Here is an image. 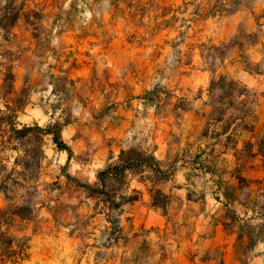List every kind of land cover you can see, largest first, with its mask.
<instances>
[{"label":"rangeland","instance_id":"rangeland-1","mask_svg":"<svg viewBox=\"0 0 264 264\" xmlns=\"http://www.w3.org/2000/svg\"><path fill=\"white\" fill-rule=\"evenodd\" d=\"M21 1L16 0L13 7ZM182 1L27 0L19 12L21 23L13 30L15 37L5 40V29L0 26V51L18 54L12 63L13 57H0V110L4 111L6 100L10 105L24 103V110L17 114L18 128L68 120L61 138L72 152L67 161L66 153L57 151L50 137L43 138L39 189L54 201L40 210L37 223L29 224L38 229L34 234L32 228L26 232L31 235L29 259L22 264H132L130 260L137 261L135 264H264V241L252 247L249 236L264 232L263 161L261 166L258 160L240 163L241 176L247 182L240 183L239 197L246 208L214 203L212 182L207 178L188 184L189 191L207 195L206 221L227 226L204 225L203 218H194L193 208L186 206L182 213L172 211L166 224L152 230L158 215L137 205L120 216L122 238L107 249L103 243L111 225L108 211L95 212L102 203L87 198L63 176L94 184L96 170L120 149L130 147L146 153L157 148V154L171 166L178 150L198 136L201 119L207 122L218 116L209 105L221 107L222 95L217 91L207 95L213 76L210 70L223 75L240 73L242 82L256 90V111L262 117L257 142L264 146V99L259 96L264 93V76L258 77L256 85L240 69H257L247 53L253 60L259 57L247 49L257 38L248 9L236 16L192 24L187 20L193 7L188 5L180 13ZM263 2L255 4L262 7ZM203 44L208 48L204 50ZM221 57L233 62V67L227 62L226 69L218 68ZM9 64L14 93L7 95L9 82L2 79L7 80L5 65ZM260 70L264 71V63ZM153 88L160 95L154 104L146 94ZM197 97L201 101L193 102ZM187 101L200 120L175 109ZM227 101L233 107L223 114L220 128L241 108L235 97L223 99ZM216 125L205 126L203 135L213 136ZM21 144H16L19 152H0V165L9 170L17 155L24 154L30 162L34 143ZM178 154L179 161L186 160L185 154ZM224 177L235 183L230 176ZM136 186L133 182L132 187ZM137 187L142 192V186ZM131 194L128 189L127 195ZM144 201L148 202L146 192ZM127 217L132 219L133 229ZM239 225L246 226V232L239 235L241 240L237 237Z\"/></svg>","mask_w":264,"mask_h":264},{"label":"trees","instance_id":"trees-1","mask_svg":"<svg viewBox=\"0 0 264 264\" xmlns=\"http://www.w3.org/2000/svg\"><path fill=\"white\" fill-rule=\"evenodd\" d=\"M15 1L16 0H2V4L0 5V26L5 29V40H9L10 37H15L13 33L14 27L18 24V20L22 19L19 12L26 7L27 3V0H22L21 4L15 8L13 7ZM194 1L195 0H190L186 2L183 0L178 7V9H182L180 13H184L188 5L193 7V11L190 13L191 17L187 20L192 24L205 22L208 19L222 18L238 11L250 9L255 0H246L244 3L239 0H202L198 3H194ZM170 8L169 6L164 9L163 16L169 12ZM12 12L15 13L12 14ZM174 20L175 19L170 22L173 23ZM25 23H27V21ZM29 24L30 23H28V25ZM167 26L168 25H166L165 28H168ZM202 48L205 50L208 48V45L203 44ZM6 55L13 57V59L11 58L9 60V63L18 59V54L11 53L9 50L0 51V57L6 58ZM225 60V57H221L218 60L217 67H223ZM252 66H256L257 69L251 70L246 67L244 70L250 74H261L264 72L260 70L261 65L257 64ZM210 72L213 76L209 81L207 95L209 97L213 92L217 91L222 95V99L220 98L218 101L219 104L221 103V107L217 108L212 104L209 105L212 113L216 112L218 116L212 118V120H208L206 126L209 127L215 124H221L223 114L233 107L232 101H227L225 103L223 99L231 96L238 99L241 108L236 110L237 113L235 116H231L224 123V126L220 128V132L214 133L212 136V138L218 141L220 136L225 135L232 127L231 132L224 137L223 145L226 149L235 150L236 138L240 135L241 131L249 132L252 131L254 127V125L248 123V118L252 115V112L257 106L256 92L226 75L215 74L216 71L214 70H210ZM5 73L7 75V80L2 79V81L3 83H6V81L9 82V91L7 92V95H9V93H14L13 74L10 64L9 66L5 65ZM146 94L150 103L154 101L158 103L160 101V95L156 88H153ZM186 104L185 106L175 107V109L180 111L191 110L190 102L187 101ZM2 106L4 111L0 110V152L7 149L18 150L19 152V147L16 146L17 143L19 145H22L21 143L24 141L34 143L29 157L30 162L25 161L24 154V156L17 155L9 170L6 165H0V199L3 201V204L0 206V264H22L29 259L31 235H27L26 232L29 228H32L34 234L38 229V225L29 224L37 223L40 210L42 208L48 209V204L50 205V203L54 201L53 199L44 197L39 189L41 185L39 182L41 162L44 158L41 149L43 138L50 137L56 150L65 152L67 161H69L72 157L71 149L61 138V131L69 124V121L64 120L59 122L54 120L43 127L38 126L36 123H32L31 125H22L18 128L19 124L16 122L17 114L24 110L25 104L13 103V105H10L6 100L3 101ZM154 106L156 107V104ZM3 136H6V140H3ZM252 147L253 145L250 143L244 144L239 155L245 158H252L260 155L264 164V146L259 144L256 151H254ZM234 156H236V151L234 152ZM195 163L194 158L190 162V165L193 166ZM17 168H19V171L16 170ZM203 169L201 165L194 168V170H199L200 172ZM207 170L208 169L205 171ZM171 173V171L161 168V164L154 157L153 152L146 153L136 148H128L121 150L115 161L107 163L102 169L96 172L94 184L82 182L69 174H64L63 176L66 179V183L81 189L87 198L102 203L101 207L97 204L93 209L95 212L104 213L105 210L108 211L111 225L109 227L110 231L107 233L108 238L103 243V246L107 249L117 245L120 238H122L120 216L124 212L123 206L137 200V191L133 190L131 195H127L130 178L138 176V181H147L152 185L150 189L151 206L159 210L163 216H166L168 197L156 188V186L167 180ZM238 180L243 183L245 182L242 178ZM215 185L219 190L221 185L219 183H215ZM19 191L22 194H18L17 192ZM222 196L226 201L233 200L232 196L228 195L225 190L222 191ZM188 198H190L189 195ZM225 226L227 225H224V227ZM245 227V225L238 226L237 237L240 240L241 237L239 235L246 232ZM260 227L263 228L262 226ZM144 233L146 234L147 231L144 230ZM247 234L249 235V233ZM249 236L252 238V247H254L257 242L264 241V232L262 235L257 233L254 236L253 234ZM123 245L126 247L128 241H125ZM130 262L132 264L137 263L135 260H130Z\"/></svg>","mask_w":264,"mask_h":264},{"label":"crops","instance_id":"crops-1","mask_svg":"<svg viewBox=\"0 0 264 264\" xmlns=\"http://www.w3.org/2000/svg\"><path fill=\"white\" fill-rule=\"evenodd\" d=\"M256 1L257 0H255L252 3L251 8L248 9V12L254 22L253 31H255V33L257 34V38L254 41V43L248 46L247 49H250V52L252 53L258 54L259 57L256 60H253L251 59V56L249 55V53H247L248 54L247 58H248V61L251 62L252 65H257V64L262 65L264 63V54H263V50H264V2H263L262 7H260L255 4ZM1 4H2V0H0V5ZM243 12L244 10L238 11L232 14V16H236L237 14H240ZM255 18H257V20ZM20 23H21V19L18 20V24ZM16 26L14 27V29L16 28ZM227 62H229V66L233 67V62L225 60L223 67H221L220 69L222 68L226 69ZM235 69L238 70V68H235ZM240 69L245 75H247V78L251 79L250 82H253L256 85L258 84V77L264 76V72H262L261 74H250L246 70H244V68L241 67ZM239 74L240 73H236L235 75H230L226 73L224 75L240 82L241 84L245 85L248 89H251L256 92V90L254 88L249 87V85L246 82H242V79L244 78H242ZM259 96L262 99H264V93H262ZM193 100H194L193 102H196L197 100L201 101V97L195 98ZM258 107H259V102L257 99V106L252 112V115L248 118V123H250L251 125H254V127L252 131H249V132L241 131L240 135L236 138V143H235V148H234L235 150L226 149L224 148V145H223L224 137L231 132L232 127L228 130V132L225 135L220 136L218 141H216V139L212 138V136L203 135V129L206 126V122L204 121L203 118L201 119L203 120V122H202L201 127H199L200 129L198 132L199 133L198 136L195 137L194 140L191 141L190 143H187L184 148L182 149L180 148L178 150V153L185 154L184 156L186 160L188 161L186 160L185 161L183 160L182 162L179 161L178 159L179 154L176 153L175 159L171 162V166H169V164H166L168 160L165 157H161L157 154L158 149L157 148L153 149L151 152H153L154 157L160 162L161 168L163 170H168L172 172L167 180L157 184L156 186V188H158L164 195L168 197V206L166 208V216H163L159 210L151 206L150 189L152 185L147 181L140 182L138 181V178L136 177L130 178L128 189H131L132 191L135 190L138 192L137 200L124 205L123 206L124 212L128 213L133 207H136L137 205H140V207L144 206V209L146 211L153 212L154 214L158 215V218L156 220L157 226L156 227L151 226L150 229L151 228L159 229L158 226L164 225L166 224V222L169 221L168 220L169 215L171 214L172 211L176 213H179V212L182 213V210L187 206L188 208L189 207L193 208L192 215L194 216V218L195 217L203 218V220L205 221L204 225H214L215 228H217L218 225H223L222 227H224L225 225L224 222L223 223L216 222L215 224H213L211 222L206 221L208 218V216L205 214V208L208 207L207 206V202H208L207 195L204 193L200 195L199 194L196 195L197 193H193L192 191H189L187 189L188 184L190 183L191 185H195L194 184L195 179L207 178L212 182V184L210 185V188L212 191V198H213L214 203L220 204L225 208L229 206L234 207V205H239L243 208H246V204L243 203V201L239 197L240 183H243V182H240L238 179L242 178L246 181V179L241 176V170H239V166H240V163L243 161L255 162L256 160L260 162L259 166H261L262 157L260 155H257L252 158H245L243 156H240L239 152L244 146V144L246 143L252 144L253 145L252 149L254 151H256L259 146V143L257 142V140L260 139L262 130L260 131V129L258 128L259 127L258 125L259 123L262 122V117L256 111ZM181 113H192L194 118L200 120L198 115L192 109L188 111H181ZM217 129H220L219 124H217L216 128L214 129L215 133L217 132ZM121 150H125V149H120L117 154L113 153L115 156L110 157L101 168L96 170V172L102 169L107 163L115 161ZM235 151H236V156H234ZM194 158H195L196 163L193 166H191L190 162ZM198 165H201L204 168L201 172L199 170H194V168L198 167ZM206 169L208 170L205 171ZM96 172H95V175H96ZM225 175L230 176L231 180H235V183H230L229 181H226L224 177ZM133 182H135L137 186L138 185L142 186V192L138 189L137 186L132 187ZM215 183H219L221 185L219 190L217 189ZM165 187L167 188L165 189ZM224 190L226 191V193H228V195L232 196V199H233L232 201L224 200L222 196V191ZM145 192L148 195V202H145V201L143 202V197H144ZM188 195L190 196V198H188ZM245 214L246 213H243V215ZM236 216L237 215H235V217ZM127 218H128L127 221L129 223V228L133 229L134 224H133L132 219L129 217ZM140 228L144 229L143 226H140ZM122 233H123V228H122Z\"/></svg>","mask_w":264,"mask_h":264}]
</instances>
